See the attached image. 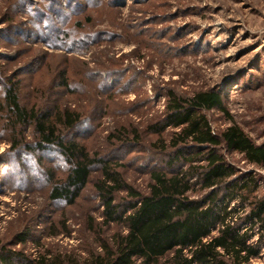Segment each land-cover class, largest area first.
Listing matches in <instances>:
<instances>
[{
    "label": "rangeland",
    "instance_id": "rangeland-1",
    "mask_svg": "<svg viewBox=\"0 0 264 264\" xmlns=\"http://www.w3.org/2000/svg\"><path fill=\"white\" fill-rule=\"evenodd\" d=\"M62 72L73 93L61 88ZM9 85H18L28 109L81 108L78 135H86L90 155L117 149L123 178L145 193L149 171L168 161L149 148L166 92L189 98L215 90L225 112L207 113L210 126L237 125L264 147V0H0V98ZM116 128L143 144L120 151L108 141ZM20 130L14 150L0 114V258L27 264L45 251L63 262L97 254L98 239L109 243L116 228L101 225L94 188L72 206L49 203L46 170L64 178L65 163L25 149L33 132ZM226 160L264 189L263 168L237 154ZM248 264H264V247Z\"/></svg>",
    "mask_w": 264,
    "mask_h": 264
},
{
    "label": "trees",
    "instance_id": "trees-1",
    "mask_svg": "<svg viewBox=\"0 0 264 264\" xmlns=\"http://www.w3.org/2000/svg\"><path fill=\"white\" fill-rule=\"evenodd\" d=\"M58 81L73 93L65 73ZM17 86L9 85L0 98V114L12 132L10 146L18 149L17 130L30 128L33 146L24 143L25 149L54 153L66 166L64 178L46 170L48 202L72 206L92 185L101 225L116 228L109 243L98 239L97 254L63 262L45 251L27 264H248L258 259L264 247V189L259 177L240 172L226 155L264 169V147L237 125L222 131L210 126L207 113L225 112L218 92L200 90L189 98L166 92L160 123L149 129L157 136L149 148L168 161L149 171L142 193L123 178L117 149L106 157L90 155L86 135H78L86 115L81 108L52 102L48 109H28L20 104ZM108 139L120 151L143 144L125 128H116ZM94 167L99 175L92 183ZM0 263L10 264L4 258Z\"/></svg>",
    "mask_w": 264,
    "mask_h": 264
}]
</instances>
